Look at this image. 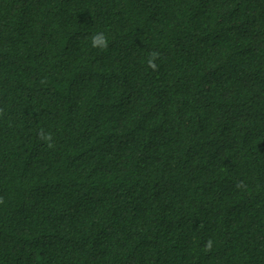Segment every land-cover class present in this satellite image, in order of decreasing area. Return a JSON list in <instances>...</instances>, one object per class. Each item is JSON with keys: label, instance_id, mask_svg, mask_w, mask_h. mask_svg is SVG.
Returning a JSON list of instances; mask_svg holds the SVG:
<instances>
[{"label": "trees", "instance_id": "trees-1", "mask_svg": "<svg viewBox=\"0 0 264 264\" xmlns=\"http://www.w3.org/2000/svg\"><path fill=\"white\" fill-rule=\"evenodd\" d=\"M0 109V264H264V0H0Z\"/></svg>", "mask_w": 264, "mask_h": 264}, {"label": "clouds", "instance_id": "clouds-1", "mask_svg": "<svg viewBox=\"0 0 264 264\" xmlns=\"http://www.w3.org/2000/svg\"><path fill=\"white\" fill-rule=\"evenodd\" d=\"M91 47L99 48L101 50L106 49L108 47V38L105 36L103 32H97L90 38ZM160 53L158 51H152L147 58V65L153 71L158 69V65L156 60L159 59ZM3 110L0 109V112ZM39 137L41 140L47 143L48 148L54 147L53 138L51 133H45L43 130L39 133ZM242 183V182H241ZM239 187V185H237ZM0 203H3V199L0 198ZM213 241L209 239L205 244V251H210L212 248Z\"/></svg>", "mask_w": 264, "mask_h": 264}]
</instances>
